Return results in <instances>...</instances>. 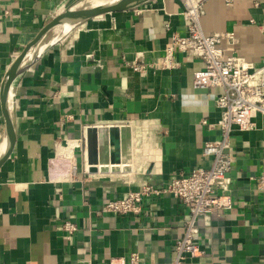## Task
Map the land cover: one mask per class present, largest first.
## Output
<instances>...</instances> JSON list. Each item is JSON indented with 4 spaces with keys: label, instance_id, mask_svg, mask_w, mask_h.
Here are the masks:
<instances>
[{
    "label": "crops",
    "instance_id": "0c3cea01",
    "mask_svg": "<svg viewBox=\"0 0 264 264\" xmlns=\"http://www.w3.org/2000/svg\"><path fill=\"white\" fill-rule=\"evenodd\" d=\"M83 2L0 0V92L43 27ZM204 8V33L233 32L239 55L264 63V0H206ZM183 10L181 0H151L68 31L57 27L27 55L9 97L15 147L0 169V264H128L132 254L140 264L174 263L189 218L180 201L150 198L138 217L102 209L210 165L203 153L220 138L222 90L194 88L204 64L177 53L176 67L146 77L127 65L162 57L173 35H186ZM255 122L231 137L232 207L197 221L200 252L186 264H264V192L257 186L264 117ZM4 139L0 104V144ZM68 220L78 226L71 240L62 230Z\"/></svg>",
    "mask_w": 264,
    "mask_h": 264
},
{
    "label": "built area",
    "instance_id": "2783aa9c",
    "mask_svg": "<svg viewBox=\"0 0 264 264\" xmlns=\"http://www.w3.org/2000/svg\"><path fill=\"white\" fill-rule=\"evenodd\" d=\"M181 1L184 5L181 14L186 22V35H173L162 57L150 61L141 57L127 65L133 72L146 77L151 70L176 67L177 53L187 54L204 64L203 69L193 74L194 88L222 90L216 98L221 115L218 122L220 138L206 143L203 153L210 165L194 168L188 174H174L162 188L147 185L130 191L124 198L112 200L102 209L104 213L138 217L150 198L170 195L180 201L188 209L189 218L184 223L181 238L175 243L173 264H186L187 258L196 257L200 252L196 243L200 233L197 221L207 220L215 212L231 209L232 200L227 195L232 169L231 137L235 131L255 129V118L259 115L264 117V63L256 67L246 62L239 55L238 41L233 32L204 33L201 20L205 14L206 0ZM233 1L225 0V3L232 6ZM203 124L207 122L203 121ZM257 186L264 192V165ZM62 230L71 240L78 232V226L68 220L62 223ZM80 264L91 262L83 261ZM128 264H140L138 254H132Z\"/></svg>",
    "mask_w": 264,
    "mask_h": 264
},
{
    "label": "water",
    "instance_id": "95a60500",
    "mask_svg": "<svg viewBox=\"0 0 264 264\" xmlns=\"http://www.w3.org/2000/svg\"><path fill=\"white\" fill-rule=\"evenodd\" d=\"M151 0H100L94 5L82 9H68L47 23L37 36L28 44L7 71L0 92L1 111L5 122V151L0 158V169L9 161L15 147L14 123L11 117L9 97L12 84L20 72L23 61L30 51L39 45L46 35L57 27L70 28L90 19L135 9Z\"/></svg>",
    "mask_w": 264,
    "mask_h": 264
},
{
    "label": "rangeland",
    "instance_id": "374dc122",
    "mask_svg": "<svg viewBox=\"0 0 264 264\" xmlns=\"http://www.w3.org/2000/svg\"><path fill=\"white\" fill-rule=\"evenodd\" d=\"M94 4V0H84V2L83 3H79L77 6H76V8H75V10H77V9H82V8H87V7H90V6H92ZM57 33V32H56ZM52 36H53V34H51ZM56 35H55V33H54V37H55Z\"/></svg>",
    "mask_w": 264,
    "mask_h": 264
},
{
    "label": "bare ground",
    "instance_id": "6f19581e",
    "mask_svg": "<svg viewBox=\"0 0 264 264\" xmlns=\"http://www.w3.org/2000/svg\"><path fill=\"white\" fill-rule=\"evenodd\" d=\"M100 0H94V4L96 3V2H99ZM93 4V5H94ZM72 27H70V28H62L64 31H68V30H70ZM4 151H5V139L3 140V142L0 144V158L3 156V154H4Z\"/></svg>",
    "mask_w": 264,
    "mask_h": 264
}]
</instances>
